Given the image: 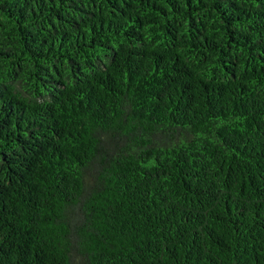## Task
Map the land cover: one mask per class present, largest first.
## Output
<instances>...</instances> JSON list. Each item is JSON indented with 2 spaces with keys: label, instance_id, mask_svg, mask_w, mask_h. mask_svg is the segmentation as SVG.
I'll return each mask as SVG.
<instances>
[{
  "label": "trees",
  "instance_id": "1",
  "mask_svg": "<svg viewBox=\"0 0 264 264\" xmlns=\"http://www.w3.org/2000/svg\"><path fill=\"white\" fill-rule=\"evenodd\" d=\"M0 264H264V0H0Z\"/></svg>",
  "mask_w": 264,
  "mask_h": 264
}]
</instances>
